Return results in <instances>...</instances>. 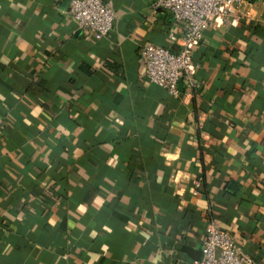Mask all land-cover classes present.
Instances as JSON below:
<instances>
[{
  "label": "crops",
  "instance_id": "crops-1",
  "mask_svg": "<svg viewBox=\"0 0 264 264\" xmlns=\"http://www.w3.org/2000/svg\"><path fill=\"white\" fill-rule=\"evenodd\" d=\"M68 0H0V264H190L214 217L264 264V0L210 21L178 95L142 41L179 47L151 0H109L103 35Z\"/></svg>",
  "mask_w": 264,
  "mask_h": 264
},
{
  "label": "built area",
  "instance_id": "built-area-1",
  "mask_svg": "<svg viewBox=\"0 0 264 264\" xmlns=\"http://www.w3.org/2000/svg\"><path fill=\"white\" fill-rule=\"evenodd\" d=\"M242 0H151L152 7L168 10L183 28L179 47L171 51L164 45L142 41L138 55L142 61V74L149 81L163 87L167 93L178 95L176 81L182 77L187 84L197 82L193 74L196 63L192 59V46L201 38L202 30L210 21L228 23L234 19L233 11ZM67 14L80 30L103 35L111 27L113 7L109 0H68ZM204 236L200 241L201 255L190 264H255L253 257L237 247L233 234L209 216L204 221Z\"/></svg>",
  "mask_w": 264,
  "mask_h": 264
}]
</instances>
